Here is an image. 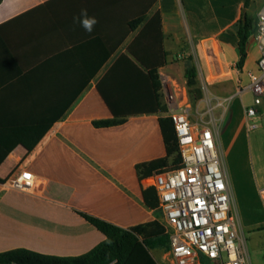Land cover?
<instances>
[{
  "label": "crops",
  "instance_id": "obj_1",
  "mask_svg": "<svg viewBox=\"0 0 264 264\" xmlns=\"http://www.w3.org/2000/svg\"><path fill=\"white\" fill-rule=\"evenodd\" d=\"M129 1L0 0V137L15 129L51 126L31 151L0 145V252L27 249L78 257L105 240L82 213L123 229L157 218L143 196L154 176L140 181L136 165L166 155L159 119L167 115H130L119 125H93L114 118L97 86L105 75L110 73V83L135 86L131 79L137 72L130 64L114 66L143 27L120 41L128 28ZM245 1L185 0L183 16L184 0H158L147 19L161 14L169 56L160 71L185 74L186 66H175L171 57L195 44L205 86L238 92L248 74L257 71L261 56L257 21L248 11L255 5L260 15L264 0H251L247 13L255 25L246 62L238 67ZM84 10L97 21L91 32L82 26ZM81 58L92 70L101 64L94 77ZM133 92L136 99L126 101L144 106L148 92ZM233 149L230 162L237 159ZM23 170L35 178L32 193L13 187Z\"/></svg>",
  "mask_w": 264,
  "mask_h": 264
},
{
  "label": "built area",
  "instance_id": "obj_2",
  "mask_svg": "<svg viewBox=\"0 0 264 264\" xmlns=\"http://www.w3.org/2000/svg\"><path fill=\"white\" fill-rule=\"evenodd\" d=\"M255 39L260 50L257 71L238 89L249 92L254 104L245 106L246 120L257 116L264 96V11L259 15ZM166 115L174 124L182 163L154 175L160 210L169 235V253L174 264H250L247 240L241 235L240 215L234 209L229 178L218 149V133L213 111L233 101L219 98L206 113L193 114L185 87L159 72ZM208 114L209 119L204 116ZM248 127L250 125L248 124ZM15 190L32 193L36 188L30 171L23 170L14 181ZM264 206V187L259 190Z\"/></svg>",
  "mask_w": 264,
  "mask_h": 264
},
{
  "label": "trees",
  "instance_id": "obj_3",
  "mask_svg": "<svg viewBox=\"0 0 264 264\" xmlns=\"http://www.w3.org/2000/svg\"><path fill=\"white\" fill-rule=\"evenodd\" d=\"M157 1H129L128 28L120 41H124L130 33L136 31L141 25L143 27L129 44L127 53L122 54L114 66L116 68L123 62L130 64L137 72L133 75V80L131 79L135 86L117 85L115 81L110 83L112 80L110 73L101 79L97 85L98 90L112 110L114 118L94 121L93 125L97 128L119 125L124 123L130 115L167 113V108L162 99V84L159 74L160 69L168 64L169 56L164 46L161 14L157 11L150 19H147L149 11ZM250 1H245L243 14L239 21L237 34L240 54L239 68H242L246 62L247 44L250 34L254 30L253 21L247 13ZM81 61L90 77H94L101 67L100 64L92 70L82 58ZM184 76L190 98L194 102L200 101L203 98V91L198 87L196 66L186 67ZM137 90L148 92V101L144 103V106H141L140 103H133L135 101H126L130 97L136 99L137 95L133 91ZM159 122L166 155L159 159L137 164L136 171L140 181L167 169L177 168L182 163L172 119L169 116H163L160 117ZM50 127V125H44L12 130L10 135L0 137V145L9 151L19 145L31 151L49 131ZM143 196L146 206L157 214L160 206L155 186L144 189ZM81 215L105 236V240L88 253L67 258L45 255L27 249H15L0 252V264H158L151 253V249L156 247L170 249L169 235L164 223L160 222L158 216L151 222L123 229L93 216L83 213ZM204 264H210V261L205 259Z\"/></svg>",
  "mask_w": 264,
  "mask_h": 264
},
{
  "label": "rangeland",
  "instance_id": "obj_4",
  "mask_svg": "<svg viewBox=\"0 0 264 264\" xmlns=\"http://www.w3.org/2000/svg\"><path fill=\"white\" fill-rule=\"evenodd\" d=\"M185 8L187 5L184 0L183 16H187ZM248 13L255 21L258 20L259 14L257 16L255 5L250 7ZM171 60L175 66L194 65L197 68L199 56L196 45L190 46L187 51L183 49L179 54L172 56ZM169 76L176 79L188 92L184 74H170ZM198 87L203 91V98L194 102L189 96L193 114L196 117H199L197 112L206 113L219 98L233 95V101L229 105L226 104L225 109L219 107L213 111V118L217 124L218 149L229 178L230 190L234 197V209L240 215L241 235L247 240L249 263L264 264V206L259 195L260 188L264 187V96L257 116L246 120L245 106L254 104L251 93L245 92L242 95L233 89L219 91L213 86L207 87L201 76H198ZM204 119L208 120L209 115L206 114ZM235 145L236 148H234ZM232 149L237 158L234 162H230L229 159ZM157 214L160 222L165 223L162 211L158 210ZM151 253L161 264H174L169 250L165 247L153 248ZM210 264L220 263L210 262Z\"/></svg>",
  "mask_w": 264,
  "mask_h": 264
},
{
  "label": "clouds",
  "instance_id": "obj_5",
  "mask_svg": "<svg viewBox=\"0 0 264 264\" xmlns=\"http://www.w3.org/2000/svg\"><path fill=\"white\" fill-rule=\"evenodd\" d=\"M82 26L89 32L92 31L93 25L97 22L95 18H88L86 10L82 11Z\"/></svg>",
  "mask_w": 264,
  "mask_h": 264
}]
</instances>
